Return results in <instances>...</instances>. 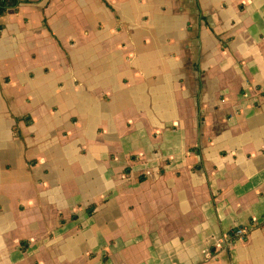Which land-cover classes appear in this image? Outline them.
<instances>
[{
    "label": "crops",
    "instance_id": "crops-1",
    "mask_svg": "<svg viewBox=\"0 0 264 264\" xmlns=\"http://www.w3.org/2000/svg\"><path fill=\"white\" fill-rule=\"evenodd\" d=\"M0 26V264H264V0H20Z\"/></svg>",
    "mask_w": 264,
    "mask_h": 264
},
{
    "label": "built area",
    "instance_id": "built-area-1",
    "mask_svg": "<svg viewBox=\"0 0 264 264\" xmlns=\"http://www.w3.org/2000/svg\"><path fill=\"white\" fill-rule=\"evenodd\" d=\"M6 1L7 0H0V5ZM0 32H2L1 26H0ZM251 229H252L251 227L246 226V225L236 226V227L231 229V232H230L231 234L229 235V238L224 239L223 242L228 241V246L230 247L234 244V241L236 239L243 240L246 236H248ZM231 238H232V240H231Z\"/></svg>",
    "mask_w": 264,
    "mask_h": 264
},
{
    "label": "trees",
    "instance_id": "trees-1",
    "mask_svg": "<svg viewBox=\"0 0 264 264\" xmlns=\"http://www.w3.org/2000/svg\"><path fill=\"white\" fill-rule=\"evenodd\" d=\"M20 0H7L0 5V16L10 7H16ZM92 212V211H90Z\"/></svg>",
    "mask_w": 264,
    "mask_h": 264
}]
</instances>
